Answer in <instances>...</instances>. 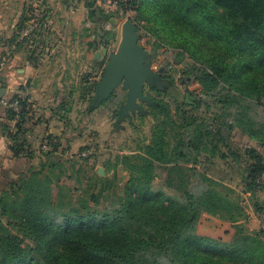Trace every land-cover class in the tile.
Masks as SVG:
<instances>
[{
	"label": "trees",
	"instance_id": "1",
	"mask_svg": "<svg viewBox=\"0 0 264 264\" xmlns=\"http://www.w3.org/2000/svg\"><path fill=\"white\" fill-rule=\"evenodd\" d=\"M87 8L92 22L108 21L95 0ZM120 11L135 13L129 19L136 30V21L146 22L155 46L166 47L161 31L178 62L192 60L188 72L196 92L215 97L218 110L197 115L198 100L190 110L176 104L171 113L168 103L155 100L153 114L161 122L139 152L122 156L128 175L121 187L95 176L89 186L98 183V190L82 189L75 198L59 183L60 171L52 175L67 147L46 136L42 144L50 149L40 153L50 159L49 173L40 162L0 192V264H264V229L248 233L242 224L244 195L254 212L263 209L256 194L264 190V0L116 1L115 16ZM102 37L108 43L111 32ZM146 83L158 92L167 84L161 73ZM10 99L19 111L5 109L14 122L9 149L32 159V104L17 95ZM235 129L255 145L232 150ZM216 160L240 166V190L211 176ZM160 166L173 194L152 186ZM203 213L234 225L229 241L197 232Z\"/></svg>",
	"mask_w": 264,
	"mask_h": 264
},
{
	"label": "crops",
	"instance_id": "2",
	"mask_svg": "<svg viewBox=\"0 0 264 264\" xmlns=\"http://www.w3.org/2000/svg\"><path fill=\"white\" fill-rule=\"evenodd\" d=\"M87 2L0 0V81L4 85L0 88L2 97L17 95L32 104L28 142L33 158L46 136L57 137L67 147L75 139L76 120L79 128L91 122V114L80 107L89 102L94 93L90 84L100 79L109 53L115 50L110 43L103 45L99 23L105 25L106 20L100 16V21L92 22ZM95 6L109 14L108 21L114 18L113 0H95ZM108 31L112 38L113 30ZM2 125L7 128L2 130ZM13 126L0 103V174L10 179L33 160L10 151ZM259 202L262 211L246 209L244 222L254 226L250 232L264 229V197Z\"/></svg>",
	"mask_w": 264,
	"mask_h": 264
},
{
	"label": "rangeland",
	"instance_id": "3",
	"mask_svg": "<svg viewBox=\"0 0 264 264\" xmlns=\"http://www.w3.org/2000/svg\"><path fill=\"white\" fill-rule=\"evenodd\" d=\"M135 15L133 12L119 13V16H114L119 21L118 25H113L109 21H104L105 25L99 23V26L103 27V29L100 28L99 33H103L104 30H113V37L109 38L108 41L112 44V49L116 50L121 39V24ZM136 22L139 23L138 30H136L138 46L145 53L143 64L147 65L151 72L161 73L162 79L167 84H163L162 89L158 92L147 83H143V94L149 97L150 102L136 99V108L129 110L126 115H122L120 111L126 103L128 91L122 82L115 87L107 99L98 102L93 99L94 93H92L89 102L86 103L87 105L80 107L81 110H85L84 112L91 114V122L85 128H79L81 124L77 123L76 120L72 127L75 130L73 132L75 139L71 141V144H67L65 152L60 158L61 167L52 171L54 176H57L58 171H60L59 183L72 190L74 198L81 193L82 189L89 187V191L96 192L98 190V183L89 186V178L95 176L101 177L107 183L116 184L118 188L121 187L128 175V170L122 163V156L139 152L140 147L151 141L153 126L161 122L153 114L154 109L152 107L155 100L162 99L168 103L171 113L175 111L176 104L182 102L186 105L185 109L190 110L192 102L198 100H202V103L198 110L194 111L197 115L210 117L218 110L219 106L215 103V97L201 96L196 92L197 86L192 83L191 74L188 72L189 66L193 64L192 60L184 58L178 62L179 56L176 54V50L169 46L170 40L161 31L157 32H159L158 35L163 36L166 47L155 46L158 41L148 31L146 22L142 20ZM110 44H107V38L103 39L104 46ZM91 106H94L93 109L87 112V108ZM259 113L264 118L263 112L259 110ZM228 144L232 150L241 149L242 151L245 145H255V142L246 136H242L239 129H235L230 134ZM38 150V155L33 158L30 165L20 167L18 176L10 179L0 174V192L7 189L10 183L25 178L30 166L38 167L40 162L46 164L43 173H49L47 164L50 163V159H45L40 153L41 147ZM222 150L228 152L226 148ZM231 160L232 157H229V163ZM99 168L103 170L101 174L98 173ZM156 169L157 176L152 183L153 188L164 189L167 193L173 194L174 188L169 187L166 181V168L160 166ZM211 176L215 179H222L224 184L237 191L242 188V171L238 164L230 166V164L226 165L224 162L216 160V166L213 168ZM256 196L258 200L261 196L264 197V190L258 191ZM246 197L247 195L243 196L246 209L250 210L249 207L251 206L250 203L248 206ZM242 224L248 233H250L249 228H254L253 225H249L243 220ZM197 232L201 235L221 238L227 242L234 232V225L216 216L203 213L199 220Z\"/></svg>",
	"mask_w": 264,
	"mask_h": 264
},
{
	"label": "water",
	"instance_id": "4",
	"mask_svg": "<svg viewBox=\"0 0 264 264\" xmlns=\"http://www.w3.org/2000/svg\"><path fill=\"white\" fill-rule=\"evenodd\" d=\"M109 22L118 25L117 18H110ZM106 48L103 52L106 54ZM145 53L138 46V37L136 35V26L131 20H126L121 24V39L115 51L108 55V62L100 79L91 83L90 87L94 90V100L98 102L107 99L115 87L123 83L127 88L126 103L121 107L122 115H126L129 110L136 108V99L150 102L149 97L143 94L142 85L146 83L151 72L147 65L143 64ZM4 89L0 88V98L3 96ZM99 168L98 173H102Z\"/></svg>",
	"mask_w": 264,
	"mask_h": 264
},
{
	"label": "built area",
	"instance_id": "5",
	"mask_svg": "<svg viewBox=\"0 0 264 264\" xmlns=\"http://www.w3.org/2000/svg\"><path fill=\"white\" fill-rule=\"evenodd\" d=\"M113 1L115 3L116 1L127 2L129 0H113ZM120 13H122V12L120 11ZM0 103L5 109H11V110H13L15 112L19 111L18 101L17 100H11L10 97H8V98L7 97L6 98L5 97H1L0 98ZM41 149L42 150H49L50 148H49V145L47 143H43L41 145Z\"/></svg>",
	"mask_w": 264,
	"mask_h": 264
}]
</instances>
